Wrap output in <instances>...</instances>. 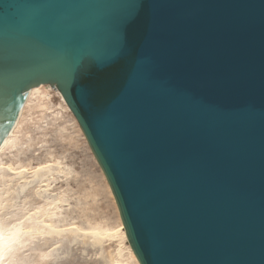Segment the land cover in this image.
<instances>
[{
  "label": "water",
  "instance_id": "1",
  "mask_svg": "<svg viewBox=\"0 0 264 264\" xmlns=\"http://www.w3.org/2000/svg\"><path fill=\"white\" fill-rule=\"evenodd\" d=\"M42 84L140 264H264V0H0V144Z\"/></svg>",
  "mask_w": 264,
  "mask_h": 264
},
{
  "label": "rangeland",
  "instance_id": "2",
  "mask_svg": "<svg viewBox=\"0 0 264 264\" xmlns=\"http://www.w3.org/2000/svg\"><path fill=\"white\" fill-rule=\"evenodd\" d=\"M122 228L77 120L58 92L39 91L0 153V235L32 229L0 264H138Z\"/></svg>",
  "mask_w": 264,
  "mask_h": 264
},
{
  "label": "bare ground",
  "instance_id": "3",
  "mask_svg": "<svg viewBox=\"0 0 264 264\" xmlns=\"http://www.w3.org/2000/svg\"><path fill=\"white\" fill-rule=\"evenodd\" d=\"M41 90H45V91H53L54 89L50 86V85H39L37 87H34L32 88L28 94H27V98H26V101H25V104L20 112V115H19V118L16 120L14 126L12 127V129L7 133L6 137L4 138L3 142L0 144V153L3 151V149L6 147L8 141H10V138L13 136V132L15 131V129L18 127V123L20 121V118L22 116V113L26 107V105L29 103L30 99L35 95L37 94L39 91ZM59 93V92H58ZM59 95L61 96V94L59 93ZM44 96V95H43ZM62 97V96H61ZM63 99V98H62ZM65 102V101H64ZM66 104V103H65ZM67 106V105H66ZM67 109L68 106H67ZM123 225V223H122ZM44 227L48 229V232L50 234L52 233H57V234H60L62 233V230H59L57 227L54 226V224L51 222V221H48L44 224ZM33 229V228H32ZM32 229H29L28 231H25V233L23 232L22 229H14L13 232H11L10 234H7V235H0V257L4 254L5 250L10 247L12 244L14 243H17L20 241V239L22 238L21 235L22 234H28ZM127 239V242H128V245L130 246L135 258H136V255L128 241V238H127V235H126V231L124 229V226L123 228L121 229ZM40 233H43V231H40ZM94 235H98V236H101V232H94L93 233ZM138 264L139 261L138 259L136 258Z\"/></svg>",
  "mask_w": 264,
  "mask_h": 264
}]
</instances>
